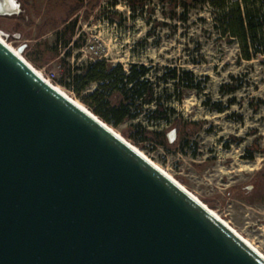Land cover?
<instances>
[{
  "label": "water",
  "instance_id": "95a60500",
  "mask_svg": "<svg viewBox=\"0 0 264 264\" xmlns=\"http://www.w3.org/2000/svg\"><path fill=\"white\" fill-rule=\"evenodd\" d=\"M0 264L264 256L0 37Z\"/></svg>",
  "mask_w": 264,
  "mask_h": 264
},
{
  "label": "rangeland",
  "instance_id": "374dc122",
  "mask_svg": "<svg viewBox=\"0 0 264 264\" xmlns=\"http://www.w3.org/2000/svg\"><path fill=\"white\" fill-rule=\"evenodd\" d=\"M178 1L17 0V12H0V36L45 77L54 71L51 82L90 111L81 96L96 84L77 94L71 76L88 61L176 64L209 75L202 92L189 90L175 103L178 135L169 128L166 137L138 142L126 135L128 122L106 123L264 253V57L239 61L235 44L215 41L207 4L190 0L186 22L171 17ZM231 74L243 75L236 101L209 109L204 98L226 103L230 94L219 85Z\"/></svg>",
  "mask_w": 264,
  "mask_h": 264
},
{
  "label": "trees",
  "instance_id": "16d2710c",
  "mask_svg": "<svg viewBox=\"0 0 264 264\" xmlns=\"http://www.w3.org/2000/svg\"><path fill=\"white\" fill-rule=\"evenodd\" d=\"M195 1L193 6L197 1L207 4L212 38L222 44H235L239 61L252 60L259 55L264 57V0ZM191 3L179 0L177 6L181 10L174 11L171 17L186 22ZM261 61L264 63V59ZM71 76L75 84L72 89L77 94L95 83L92 90L81 96L82 100L109 124L118 126L128 122L125 133L138 142L166 137L169 128L175 129L178 135L181 118L175 103L181 102L189 90L202 92L209 80L207 74L199 77L192 69L176 64L136 61L125 66L105 58L77 66ZM241 87L243 75L231 74L219 85L221 95L230 94L226 103L210 97L204 98L203 103L209 109L222 112L236 101L235 92ZM189 143L186 140L183 146ZM253 153L250 150L247 158H253Z\"/></svg>",
  "mask_w": 264,
  "mask_h": 264
},
{
  "label": "bare ground",
  "instance_id": "6f19581e",
  "mask_svg": "<svg viewBox=\"0 0 264 264\" xmlns=\"http://www.w3.org/2000/svg\"><path fill=\"white\" fill-rule=\"evenodd\" d=\"M19 10V5L17 0H0V12H4V13H15ZM1 37V36H0ZM2 38V37H1ZM3 39V38H2ZM5 41V39H3ZM6 42V41H5ZM7 43V42H6ZM11 48H13L18 54L21 55V53L15 49L11 44L7 43ZM22 56V55H21ZM33 66V65H32ZM36 69V68H35ZM37 70V69H36ZM43 77L44 75L37 70ZM48 80V79H46ZM49 81V80H48ZM51 82V81H49ZM52 83V82H51ZM54 84V83H52ZM59 90H61L63 93H65L67 96H69L71 99H73L75 102H77L78 104H80L81 106H83L84 108L88 109L87 107H85L81 102H79L78 100L74 99L72 96H70L64 89H62L59 85L54 84ZM171 134L173 133L172 130L170 131ZM120 134V133H119ZM135 146V145H134ZM143 155H145L149 160H151L153 163H155L159 168H161L164 172H166L169 176H171L172 178L175 179V177H173L167 170H165L161 165H159L157 162H155L152 158H150L146 153H144L140 148H138L137 146H135ZM177 180V179H175ZM179 182V181H178ZM181 184V183H180ZM182 185V184H181ZM184 188H186L184 185H182ZM187 189V188H186ZM188 190V189H187ZM189 191V190H188ZM190 192V191H189ZM192 193V192H191ZM193 194V193H192ZM194 195V194H193ZM195 196V195H194ZM197 197V196H196ZM198 198V197H197ZM199 199V198H198ZM200 200V199H199ZM201 201V200H200ZM202 202V201H201ZM205 204V203H204ZM206 205V204H205ZM207 206V205H206ZM210 208V207H209ZM210 210L212 212H214L219 218H221L225 223H227L229 226L230 223L225 220L224 218H222L214 209L210 208ZM232 227V226H231ZM239 235H241L249 244H251L256 250H258L263 256L264 253L258 248L256 247L249 239H247L244 235H242L239 231H237L234 227H232Z\"/></svg>",
  "mask_w": 264,
  "mask_h": 264
},
{
  "label": "built area",
  "instance_id": "2783aa9c",
  "mask_svg": "<svg viewBox=\"0 0 264 264\" xmlns=\"http://www.w3.org/2000/svg\"><path fill=\"white\" fill-rule=\"evenodd\" d=\"M55 76V72L54 71H52V75H48L47 77H45L46 79H48L49 81H51L52 80V78Z\"/></svg>",
  "mask_w": 264,
  "mask_h": 264
}]
</instances>
